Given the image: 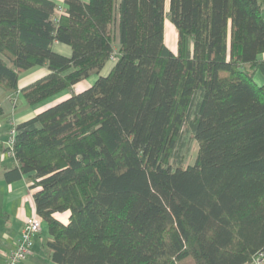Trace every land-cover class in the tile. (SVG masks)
I'll list each match as a JSON object with an SVG mask.
<instances>
[{
    "label": "trees",
    "instance_id": "trees-1",
    "mask_svg": "<svg viewBox=\"0 0 264 264\" xmlns=\"http://www.w3.org/2000/svg\"><path fill=\"white\" fill-rule=\"evenodd\" d=\"M63 3L0 0V88L29 105L71 89L14 125L5 174H28L51 264H245L264 252V0ZM36 65L48 72L18 89Z\"/></svg>",
    "mask_w": 264,
    "mask_h": 264
},
{
    "label": "crops",
    "instance_id": "crops-1",
    "mask_svg": "<svg viewBox=\"0 0 264 264\" xmlns=\"http://www.w3.org/2000/svg\"><path fill=\"white\" fill-rule=\"evenodd\" d=\"M54 1L60 7H64L63 0ZM53 49L65 56H69L71 53L68 45L59 42L53 44ZM258 58L264 60V51L258 55ZM113 63V60L109 59L98 75L107 74ZM47 72L45 66L37 65L21 72L18 78V89L42 77ZM91 75L76 83L72 90L79 92L90 86L98 76L95 73ZM255 81L257 84H262L264 82L263 75L257 72ZM70 93L71 89L63 90L37 104L29 105L19 90L9 92L0 88V104L3 109L0 114V264L6 262L8 254L15 248L26 220L36 213L33 198L34 189L29 188L28 174H22L20 177L10 180L5 176L6 172L17 165L14 155L7 153L6 142L9 126L11 123L16 124L32 117L48 106L67 98ZM48 238L47 224L42 219L41 229L34 236L32 254L19 264H51L49 250L46 247ZM245 264L255 263L251 259Z\"/></svg>",
    "mask_w": 264,
    "mask_h": 264
},
{
    "label": "built area",
    "instance_id": "built-area-1",
    "mask_svg": "<svg viewBox=\"0 0 264 264\" xmlns=\"http://www.w3.org/2000/svg\"><path fill=\"white\" fill-rule=\"evenodd\" d=\"M60 7V6H59ZM62 9V7H60ZM112 57V55H111ZM114 57V56H113ZM115 58V57H114ZM15 136V126L11 124L8 129V139L6 142L7 153L13 155V143ZM42 218L37 214H32L21 230L15 248L8 254V258L4 264H19L32 254L34 245V236L40 231ZM252 261L255 264H264V252L256 254Z\"/></svg>",
    "mask_w": 264,
    "mask_h": 264
},
{
    "label": "rangeland",
    "instance_id": "rangeland-1",
    "mask_svg": "<svg viewBox=\"0 0 264 264\" xmlns=\"http://www.w3.org/2000/svg\"><path fill=\"white\" fill-rule=\"evenodd\" d=\"M165 10L167 13L168 2H166ZM178 41H179L178 32H177L176 28L174 27V25L169 20L168 16L166 15L165 20H164V42L169 48H171L173 51L176 52L179 49V42ZM113 43H114V49L116 51L117 47L115 44H117V40L114 39ZM115 55H116V53L114 52L112 54V57L110 56V59L115 60V58H114ZM91 76H93V75H91ZM11 124H13V123H11ZM186 137L188 138V144L181 149L180 155H181V160H182L184 165H191V164H193V162L195 160L198 145H197V142L194 139H192V137L189 133L186 134ZM61 217L64 219L65 215H62Z\"/></svg>",
    "mask_w": 264,
    "mask_h": 264
}]
</instances>
